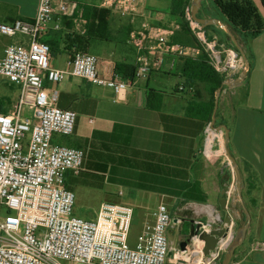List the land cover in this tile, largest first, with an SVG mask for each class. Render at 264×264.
I'll return each mask as SVG.
<instances>
[{
  "label": "crops",
  "instance_id": "1",
  "mask_svg": "<svg viewBox=\"0 0 264 264\" xmlns=\"http://www.w3.org/2000/svg\"><path fill=\"white\" fill-rule=\"evenodd\" d=\"M68 1L70 9L61 16L62 28L51 27L41 36L52 46L51 65L69 69L74 49L66 35L90 32L88 51L99 57L101 73L110 77L118 74L129 80L124 67L137 66V51L128 43L133 27L131 17H123L108 8L109 22L106 30L100 32L99 20L92 21L87 14L90 7H104V0ZM254 1L264 17L262 1ZM138 2L156 26L166 27L179 21L181 12L175 0ZM39 3L40 0H0V21H32ZM200 12L207 19L220 21L207 26L211 37L226 43L229 36L242 46L249 63L246 73L239 74L234 83L225 79L219 94L220 88L213 95L212 86L203 82L192 91L187 87L181 90L185 82L183 60L170 54L161 66L153 68L147 78L136 80L120 98L113 89L85 79L70 77L60 84L47 81V86L59 91L58 105L79 114L71 138L56 135L54 142L83 149L86 154L81 174L68 171L66 175L67 187L77 196V215L93 220L104 201L128 204L134 208L133 224L139 221L140 234L162 201L176 210L175 218L183 220L189 216L206 220L219 211L224 218L230 214L240 238L232 261L264 264V250L251 251L256 241L264 242V31L252 37L233 28L214 0H202ZM81 14L85 22L78 23ZM29 43L30 37L25 34L0 35V59L9 45ZM13 87L17 101L20 87L16 84ZM214 116L217 125H226L229 130L226 147L236 167L232 189L230 170L213 164L201 152L206 127L213 123ZM84 172L102 179L101 184L93 182L94 176L89 181L91 186L104 189L96 201L80 194L87 185ZM225 189L227 208L224 210L220 202ZM184 224L185 220L169 229V233L179 230V245L185 240ZM188 224L191 227L190 221ZM245 228L246 236L241 241ZM167 264L182 263L172 255Z\"/></svg>",
  "mask_w": 264,
  "mask_h": 264
},
{
  "label": "built area",
  "instance_id": "2",
  "mask_svg": "<svg viewBox=\"0 0 264 264\" xmlns=\"http://www.w3.org/2000/svg\"><path fill=\"white\" fill-rule=\"evenodd\" d=\"M103 6L132 19L128 43L137 51L132 80L102 74L99 57L76 48L69 69L51 65V47L41 36L51 27L62 28L61 16L70 9L68 0H40L32 21H0V35L30 37L29 44L9 45L0 59V76L20 87L10 111L0 113V264H167L172 255L182 264H223L240 239L233 220L226 224L227 236L209 254L200 246L202 231L210 232L224 223L219 211L206 220H196L201 227L185 250L169 240V229L184 220L173 218L165 201L144 224L135 245L130 242L135 213L131 205L104 201L93 220L75 213L77 196L67 187L66 175L68 171L80 174L86 154L83 149L54 142V138L74 133L78 113L58 105L59 91L47 86V81L60 84L70 77L81 78L113 89L120 98L136 80L147 78L153 68L161 66L166 56L198 58L202 48L226 82L234 83L249 68L247 58L236 47L221 45L195 19L194 0L186 6L185 18L200 45L173 42L181 23L152 24L138 0H104ZM80 17L76 22H85L82 14ZM224 136L222 129L209 123L201 152L213 164L230 170L232 189L236 167ZM261 250L262 241L251 247L252 252Z\"/></svg>",
  "mask_w": 264,
  "mask_h": 264
},
{
  "label": "trees",
  "instance_id": "3",
  "mask_svg": "<svg viewBox=\"0 0 264 264\" xmlns=\"http://www.w3.org/2000/svg\"><path fill=\"white\" fill-rule=\"evenodd\" d=\"M193 0H182V7L179 22L181 23V30L176 32L172 40L175 43L189 44V45H200L197 38L192 33L189 24L185 18V8ZM264 6V0H261ZM217 7L227 18V22L235 29L243 32H248L252 37H256L264 31V17L260 13L254 0H214ZM177 3V1H176ZM111 14V10L105 7H90L88 9V15L92 17V21L96 19L99 20L98 31L102 32L106 30L108 25V18ZM201 15V14H200ZM92 27V24H91ZM90 32L87 34H78L75 32H69L66 35V40L71 44L73 48L72 56L74 54L75 48L77 51H88V45L90 42L89 36ZM211 37V36H210ZM213 38V37H211ZM228 42L223 43L218 40L222 45L234 46L236 44L228 36ZM52 49V46H50ZM237 48V47H236ZM183 70L185 77V82L183 85L187 88L194 87L198 83H209L213 88V95L216 91L222 87L225 76L220 74L215 70L211 64V59L209 53L206 49L202 48V53L198 58H183ZM137 66L124 67L126 72V77L129 80L134 79L136 74ZM10 86L15 85L14 83H9ZM13 100L9 96L0 97V113H8L12 108ZM192 218L186 217L185 222L190 221Z\"/></svg>",
  "mask_w": 264,
  "mask_h": 264
},
{
  "label": "water",
  "instance_id": "4",
  "mask_svg": "<svg viewBox=\"0 0 264 264\" xmlns=\"http://www.w3.org/2000/svg\"><path fill=\"white\" fill-rule=\"evenodd\" d=\"M201 4H202V0H194L193 13H194L195 19L198 20L199 22H201L206 27L208 25H212V24H219L220 21L217 19H214V20L207 19V18L200 15ZM235 43H236L237 49L245 56V58H247L242 46H240L237 41H235ZM247 60H248V58H247ZM220 92H221V88L218 90V94ZM216 112H217V109L215 110V114H216ZM213 125L216 126V128L222 129L226 132V145H228L230 135H229V130H228L227 126L226 125H220V126L217 125L215 116H214ZM227 151H228L232 161L235 163V159L232 156V154L230 153V151L228 150V148H227ZM238 182L239 183L241 182L240 175L238 176ZM226 194H227V190L225 189L223 191L224 197L221 199V202H220L222 209H224V210L227 208L226 207L227 206ZM232 220H233V218L230 216V214H227L224 218V223L220 227L214 228L210 232L202 231L200 233V246L203 248L206 255L209 254L211 252V250L216 248V246L219 243V241L221 240V238L227 236L228 230H227L226 224L231 223ZM190 222H191V227H190L189 233L185 234V240L180 243L182 250H185L187 248V245L189 244L191 237L194 235L196 230H199L201 227V224H197L196 220H194V219H191ZM246 232H247V228H245L242 232V236H241L242 240L241 241L244 240V238L246 236ZM239 244H240V239L237 242V244L235 245V247L231 250V252L226 255L223 264H230L232 262L234 255H235V251H236L237 247L239 246Z\"/></svg>",
  "mask_w": 264,
  "mask_h": 264
},
{
  "label": "rangeland",
  "instance_id": "5",
  "mask_svg": "<svg viewBox=\"0 0 264 264\" xmlns=\"http://www.w3.org/2000/svg\"><path fill=\"white\" fill-rule=\"evenodd\" d=\"M177 1V3L175 5H178L180 7V11H181V6H182V0H175ZM73 78H76V77H73ZM78 79H81V78H78ZM9 81L5 78H3L2 76H0V97L3 95V96H9L12 98L13 100V104L16 102V90L14 89L13 86H10L9 85ZM12 104V106H13ZM11 106V107H12ZM79 116V114H78ZM94 117V116H93ZM224 132V135H225V131L223 130ZM73 135V134H72ZM70 135V136H72ZM61 136H64L65 138H71L70 136H65V135H61ZM225 137V136H224ZM226 139V138H225ZM88 149V148H87ZM84 168V166H83ZM83 171V169L81 170V172ZM70 172H73V171H70ZM80 172V174H81ZM74 173V172H73ZM84 175V178H86V183L87 185L84 186V189H82L80 191V194L82 196H86L88 195L89 197H91L94 201H96L98 198H99V195H102L104 191V189L102 188H98L96 185H90V180H91V177H92V180L95 184H101L102 183V179H100L98 176L94 175V174H91L90 172H84L82 173ZM79 175V174H77ZM85 185V184H84ZM77 190V189H76ZM102 190V191H101ZM94 208V206H92ZM95 209V208H94ZM171 214L173 216V218H175L178 214H176V210H172L171 209ZM80 216V215H79ZM83 217V216H81ZM184 222V221H183ZM183 224V223H182ZM182 231H183V234H188L189 233V230H190V227H189V224L188 222H185V224L183 225L182 227ZM139 221L136 220L133 224V227H132V232H131V239H130V242L131 244L133 243V241L136 239V237H138V234H139ZM179 230L175 229L172 233H169V240L172 241L173 243H178V239H179ZM172 262V261H171Z\"/></svg>",
  "mask_w": 264,
  "mask_h": 264
}]
</instances>
